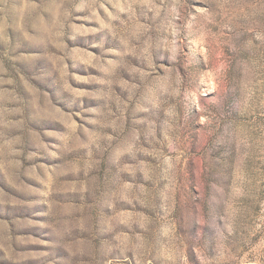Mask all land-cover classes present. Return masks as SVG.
I'll return each mask as SVG.
<instances>
[{"label":"rangeland","instance_id":"obj_1","mask_svg":"<svg viewBox=\"0 0 264 264\" xmlns=\"http://www.w3.org/2000/svg\"><path fill=\"white\" fill-rule=\"evenodd\" d=\"M0 264H264V0H0Z\"/></svg>","mask_w":264,"mask_h":264}]
</instances>
